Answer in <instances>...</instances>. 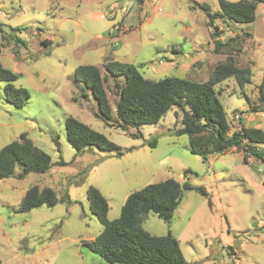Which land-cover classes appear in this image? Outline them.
Segmentation results:
<instances>
[{
    "label": "rangeland",
    "instance_id": "obj_1",
    "mask_svg": "<svg viewBox=\"0 0 264 264\" xmlns=\"http://www.w3.org/2000/svg\"><path fill=\"white\" fill-rule=\"evenodd\" d=\"M200 4L219 11V0H0L5 37L0 38V63L19 74L14 86L29 95L15 109L3 101L0 82V149L25 134L53 164L43 175L30 173L18 180L17 167L12 177L0 179V264H103L83 245L102 230L89 211L87 189L100 192L108 204L107 219L113 221L130 193L166 179L202 188L208 197L183 190L171 223L150 212L143 230L157 237L170 233L188 264H264V157L256 159L243 150L205 160L191 154L187 137L174 135L181 128L176 106L157 124L117 129L115 81L107 77L105 84L113 113L108 125L94 116L99 114L95 100L74 80L75 70L84 65L98 67L106 76L105 58L134 65L153 81L207 80L224 56L212 52L213 28ZM213 26L220 42L234 35L235 26L219 21ZM243 31L250 38L236 62L251 67L250 84L239 88L228 79L215 87L231 133L239 130V119L245 127L264 131V3L251 24L240 26L239 33ZM14 37L24 44L15 48L17 57ZM166 60L179 64L173 68ZM70 117L104 135L122 156L93 147L76 152L65 138ZM151 139L153 148L148 146ZM258 151L264 153V144ZM32 186L52 189L60 202L18 213Z\"/></svg>",
    "mask_w": 264,
    "mask_h": 264
},
{
    "label": "trees",
    "instance_id": "obj_2",
    "mask_svg": "<svg viewBox=\"0 0 264 264\" xmlns=\"http://www.w3.org/2000/svg\"><path fill=\"white\" fill-rule=\"evenodd\" d=\"M261 3H264V0H219L217 12H211L205 4L198 5L209 20V28H213L210 32L212 52L224 56L222 63L217 65L203 82L178 77H164L156 81L145 79L139 73L138 67L117 62L112 58H105L103 61L102 67L106 76H102L100 68L84 65L75 70L74 80L91 93L99 112L94 116L105 124L113 119L105 90L109 77L115 81L117 99L114 101V115L118 122L117 129L127 131L128 127L157 124L176 106L181 112V128L176 130L174 135L187 137L191 154L205 160L208 156L243 150L244 153L254 155L256 159H263L264 153L258 151V145L264 144V131L245 127L239 119V130L231 133L218 99L219 94L215 90L217 85L228 79H234L239 88L250 84L251 67H239L236 62V58L243 53L250 34L243 31L220 42L217 40L218 28L213 26L216 21L228 28L251 24L256 8ZM16 31L18 29H11V33ZM0 38L1 41L5 39L1 25ZM14 41L13 54L17 57L15 48L24 44L17 37H14ZM42 44L46 46L49 43L43 41ZM45 54L47 55L48 51ZM18 76L19 74L5 69L0 63V82L4 84L3 101L15 109H21L29 99L24 88L14 86ZM118 79L123 80L122 85L118 83ZM261 94L264 105V77ZM260 112H264V109ZM64 127L66 141L76 152L93 147L117 157L123 154L120 147L104 135L74 118H67ZM148 146L153 148L155 141L151 139ZM52 165L50 157L35 147L25 134H20L18 140L0 149V179L12 177L17 167L18 180L30 173L43 175ZM183 190H194L203 197H208L202 188H195L188 183L180 185L173 179H166L130 193L121 207L119 217L109 221L107 201L97 189L89 187L86 191L88 208L102 226V230L94 240L84 242L83 245L101 257L103 264H188L175 237L170 233L161 237L152 236L141 226L150 212L169 225L181 202ZM59 202L52 189L32 186L21 199L18 213H28L40 207L52 208ZM208 205H211L210 201Z\"/></svg>",
    "mask_w": 264,
    "mask_h": 264
},
{
    "label": "crops",
    "instance_id": "obj_3",
    "mask_svg": "<svg viewBox=\"0 0 264 264\" xmlns=\"http://www.w3.org/2000/svg\"><path fill=\"white\" fill-rule=\"evenodd\" d=\"M240 26H236L234 32L232 34L236 35V34H240ZM233 35V36H234ZM167 62H169L170 65L173 66V68L177 67L179 63H177L176 61H172V60H166ZM198 61L197 59H194L192 62Z\"/></svg>",
    "mask_w": 264,
    "mask_h": 264
},
{
    "label": "built area",
    "instance_id": "obj_4",
    "mask_svg": "<svg viewBox=\"0 0 264 264\" xmlns=\"http://www.w3.org/2000/svg\"><path fill=\"white\" fill-rule=\"evenodd\" d=\"M159 64H161V62H159ZM234 119H235V120H238V119H239L238 114L234 116Z\"/></svg>",
    "mask_w": 264,
    "mask_h": 264
}]
</instances>
